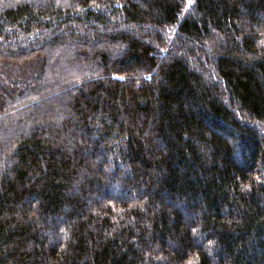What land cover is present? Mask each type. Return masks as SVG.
Here are the masks:
<instances>
[{"label": "trees", "instance_id": "16d2710c", "mask_svg": "<svg viewBox=\"0 0 264 264\" xmlns=\"http://www.w3.org/2000/svg\"><path fill=\"white\" fill-rule=\"evenodd\" d=\"M0 264H264V0H0Z\"/></svg>", "mask_w": 264, "mask_h": 264}]
</instances>
